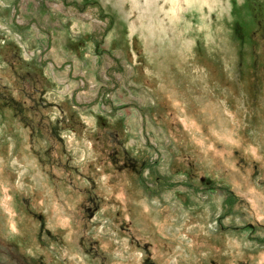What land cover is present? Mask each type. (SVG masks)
Returning <instances> with one entry per match:
<instances>
[{
	"label": "rangeland",
	"instance_id": "obj_1",
	"mask_svg": "<svg viewBox=\"0 0 264 264\" xmlns=\"http://www.w3.org/2000/svg\"><path fill=\"white\" fill-rule=\"evenodd\" d=\"M0 264H264V0H0Z\"/></svg>",
	"mask_w": 264,
	"mask_h": 264
}]
</instances>
